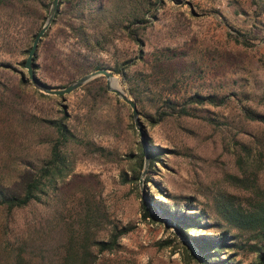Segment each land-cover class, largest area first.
Listing matches in <instances>:
<instances>
[{"label": "rangeland", "instance_id": "obj_1", "mask_svg": "<svg viewBox=\"0 0 264 264\" xmlns=\"http://www.w3.org/2000/svg\"><path fill=\"white\" fill-rule=\"evenodd\" d=\"M51 1L0 0V187L22 192L48 157L47 140L54 137L43 120L63 111L78 138L111 150L113 159L72 147L75 163L65 186L75 198L46 226L40 227L43 211L35 206L12 215L0 207V264H70L66 257L77 246L78 214L88 203L98 211L95 238L107 239L114 226H131L120 247L97 254L96 264H201L192 250L198 261L186 260L179 242L194 246L193 240L165 210L199 212L205 224L189 230L190 236H219V199L251 194L231 176L250 175L264 188V125L247 120L241 110L264 113V13L252 0H94L83 19L70 11L76 0L58 7L39 41L35 72L59 88L96 66L113 72L132 60L124 77L113 74L117 86L131 98L130 90L137 95L149 152L152 147L160 152L142 176L134 161L141 142L129 105L108 91L104 103L93 102L83 85L65 95L46 94L26 78L25 59ZM138 16L150 20L139 35L141 44L123 27ZM72 23L86 29L91 47L73 34ZM237 35L247 43H237ZM193 93L228 99L217 107L193 105L191 116L151 124L147 115L161 100L182 102ZM240 144L250 147L248 152ZM237 153L250 166L244 174ZM143 202L151 216L143 214ZM221 253V258L233 255L231 264H253L257 258L241 250Z\"/></svg>", "mask_w": 264, "mask_h": 264}, {"label": "trees", "instance_id": "obj_2", "mask_svg": "<svg viewBox=\"0 0 264 264\" xmlns=\"http://www.w3.org/2000/svg\"><path fill=\"white\" fill-rule=\"evenodd\" d=\"M64 1L68 0H59L58 7ZM252 2L256 7H259L261 13H264V0H252ZM93 5H95L94 0H76L71 5L70 11L74 14L75 18L83 19L86 14L90 15L88 10L93 8ZM148 10L154 13L153 7L148 8ZM58 13L56 11L55 17ZM149 22L150 20L144 16H138L128 21L123 27L132 40L141 44L142 41L139 35ZM69 27L84 46L91 47L92 42H90L88 32L81 24L76 25L72 23L69 24ZM239 37L237 35L233 38L237 43H247L248 39H241ZM131 64L132 60H126L121 66H115L113 73L124 77L125 69ZM35 68L36 66H34ZM98 68L100 66L94 67V69ZM21 81L24 82L25 80L21 79ZM82 88L86 90L87 95L93 102L104 103L108 97L104 76L92 79L84 84ZM129 94L133 95L134 101L138 103L137 95L131 90ZM227 99L226 96L218 97L214 94L204 95L200 93H193L182 102L165 98L154 106L153 114H149L147 117L151 124H156L169 117L191 116L190 107L193 105L203 106L208 104L217 107L224 105ZM241 110L243 117L247 120L264 125V113L256 112L246 106H242ZM67 118L68 115L63 111L59 118L43 120L47 128L53 131L54 137H50L47 140L49 145L48 157L39 167L35 168L32 177L24 183L22 192L19 193L0 187V207L5 208L7 213L12 215L17 210L35 206L43 211V215L39 218L40 227L46 226L50 221L61 216L62 211L68 203L75 198V193L66 192L67 188L65 186L66 178L74 168L75 156L72 147L75 145L80 146L85 155H96L106 160L113 159V152L111 150L78 138L66 122ZM239 146L245 153L250 149V147L243 144ZM159 153L157 147L150 149V167L158 159ZM134 161L139 174L144 161V149L141 144L138 145ZM236 163L242 174L249 171L250 166L244 164L243 157L239 153L236 155ZM138 174L135 176L136 179H138ZM231 178L235 185L243 189H249L251 194L243 200H234L233 196H222L219 199L217 210L221 214L223 222L219 226V236H209L208 234L190 236L189 230L200 229L205 224L201 223V213L199 212L185 213L181 211L173 214L166 209L165 213L174 220L181 233L192 238V243L202 254L206 264H231L234 259L233 255L221 258L220 254H222L223 250L235 252L241 250L243 252L256 253L257 258L253 264H264V188L257 186L255 179L250 178V175L247 177L231 176ZM145 180L154 183L149 178H145ZM142 206L144 209L143 214L151 216L147 208H145V202L142 203ZM97 214V209H92L89 203L85 205L82 213L78 214L79 233L78 240L76 239L78 241L76 243L77 246L66 257L68 258L66 261H69L70 264H96L97 254L117 250L120 247L119 239L131 230V226L129 225L114 226L107 239H97L93 236L92 232V227L98 223ZM100 217L103 216L101 215ZM30 226L33 225L31 224ZM35 226L34 224L33 229H35ZM244 235L247 236L246 241L241 242L240 237ZM13 237L17 240L19 234L14 232ZM71 238L69 241H72ZM249 240H254V243L249 244ZM179 247L183 249L187 261H198L185 242L180 241ZM93 249H96V253Z\"/></svg>", "mask_w": 264, "mask_h": 264}, {"label": "water", "instance_id": "obj_3", "mask_svg": "<svg viewBox=\"0 0 264 264\" xmlns=\"http://www.w3.org/2000/svg\"><path fill=\"white\" fill-rule=\"evenodd\" d=\"M59 0H52L49 7V12L46 17V20L40 30L36 33L32 45L27 53V57L25 59L24 68L27 72V79L32 82V84L42 92L46 94H53V95H65L68 93L73 92L74 90L80 88L85 83L89 82L90 80L99 77L104 76L106 79V89L108 92L113 93L116 95L119 99H121L123 102H125L132 110V117L134 120V125L136 130L138 131L140 142L144 149V161H143V170L141 175H145L149 160H150V152H149V143L147 141V134L145 131V128L143 127L141 120H140V114L139 110L137 108V104L134 101L133 98H131L120 86H117L114 81L117 79L115 78L112 71L106 69V68H99L93 71H90L88 73H85L81 75L80 77L73 80L71 83L64 87H53L40 79L34 69V57L36 55V50L39 44L40 39L44 35V33L48 30V28L51 25V22L56 14V11L58 9ZM187 244L190 246L191 250L198 256L201 264H206V262L203 259L202 254L197 250L196 247H194L191 243L187 242Z\"/></svg>", "mask_w": 264, "mask_h": 264}, {"label": "bare ground", "instance_id": "obj_4", "mask_svg": "<svg viewBox=\"0 0 264 264\" xmlns=\"http://www.w3.org/2000/svg\"><path fill=\"white\" fill-rule=\"evenodd\" d=\"M114 83H115V81H114ZM116 84V83H115ZM117 85V84H116Z\"/></svg>", "mask_w": 264, "mask_h": 264}]
</instances>
